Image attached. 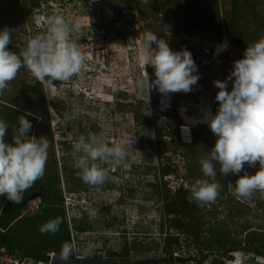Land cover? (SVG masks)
Segmentation results:
<instances>
[{"label": "rangeland", "instance_id": "1", "mask_svg": "<svg viewBox=\"0 0 264 264\" xmlns=\"http://www.w3.org/2000/svg\"><path fill=\"white\" fill-rule=\"evenodd\" d=\"M139 1L150 13L151 0ZM251 1L253 8L250 2L242 4L239 23L247 31L249 37L246 35V38L258 41L264 37V0ZM32 2H38V8ZM128 2L130 0H0V29H9L11 51H21L30 38L45 35L48 18L59 14L70 22L79 23V31L72 32L70 38L77 42L85 56L81 72L68 81L48 78L40 81L22 67L0 94V112L8 113L4 121L11 129L18 116L15 112L20 109L25 112L12 106L14 101L27 103L34 114L39 115L40 110L46 114L48 125L46 122L38 124L36 119L33 134L44 136L50 142L47 172L54 168L53 160L61 168L66 163L74 169L72 145L81 134L102 135L109 143L124 147L126 159L122 165H102L109 173L104 184H84L72 192H67L65 186L62 188L69 225L72 218L91 223V229L80 233L72 229L76 252L85 259L99 255L102 259H116L125 264L147 257L157 261L146 264H219L218 261L213 263L215 258L221 264H264V250L243 242L229 245L222 252L204 251L206 257L202 258L194 241H190L192 237L182 233L179 246H173L171 255L162 250L163 237L178 232L170 229L166 233L168 223L160 231L162 221L169 220L171 215L163 214L165 199L156 201L152 185H159L161 196L166 190L173 192L182 186L206 218L212 213L224 220L228 203L239 200L250 209L246 220L261 229H264V192L255 191L247 198L238 196L234 187L238 177L224 176L216 164L215 182L220 185L217 198L212 202L192 198L191 185L205 178L199 161L209 155L216 140L210 127L200 119L209 108L216 112L218 89L213 81L224 80L235 60L214 67H198L200 79L193 90L170 94V107L162 108L161 94L155 89L149 92L147 85L140 87L138 83L143 79L145 67L149 79L154 78L153 69L145 64L143 38L148 32L162 33L180 27L169 12L175 11L177 3L180 6L184 0H159L157 17L137 14L132 5L126 4ZM208 30L212 34L219 33L217 27ZM192 56L198 66L193 53ZM227 90H231V82ZM65 116L72 117L67 125L61 122ZM183 126H189L191 142L181 137ZM169 128L178 133L170 137ZM161 143L170 149L159 158L157 152ZM162 164L171 171L165 177L159 173ZM258 168V162L255 167L245 165L249 174ZM30 196L20 211L21 218L14 220L4 232L24 231L21 221L39 213V197ZM108 222L111 224L106 226ZM227 228L237 240L244 238L235 223L230 222ZM26 230L28 234L24 233V238L28 236V243H36L38 238L33 225ZM17 242L29 249L27 242L21 239ZM125 243L126 257L111 256L109 251H121ZM138 243L143 245L142 249L133 246Z\"/></svg>", "mask_w": 264, "mask_h": 264}, {"label": "clouds", "instance_id": "2", "mask_svg": "<svg viewBox=\"0 0 264 264\" xmlns=\"http://www.w3.org/2000/svg\"><path fill=\"white\" fill-rule=\"evenodd\" d=\"M79 23L53 14L47 20L45 35L30 38L19 53L11 51V35L8 28L0 29V94L14 80L19 70L26 68L38 80L68 81L81 72L85 56L70 34L79 31ZM225 40L217 45L214 55L228 49ZM144 60L153 69L154 78L149 79L146 67L139 86H148L161 94L162 108L170 107V94L188 93L197 85L200 76L192 53L186 48L173 50L166 38L148 32L143 38ZM231 82V90H227ZM218 89L215 113L209 108L200 122L206 123L216 137L209 155L199 164L203 173L195 180L190 191L192 198L212 202L218 196L220 185L215 182L216 164L224 176L236 175V194L251 197L255 191L264 192V37L248 45L243 56L233 62L224 80H214ZM72 119L65 116L61 121L67 125ZM9 125L0 119V197L19 204L22 193L41 179L45 172L49 142L44 136L29 135L32 123L26 116L18 118V127L10 141L5 140ZM181 137L191 142L189 126L181 128ZM77 175L88 185H101L108 179V171L102 166H120L126 159V151L119 143H109L104 136L95 133L81 134L72 145ZM259 168L249 174L245 165ZM243 173V175H240ZM2 211V208H0ZM62 217L49 219L39 227L41 234L60 230ZM74 245H62L59 257L68 260ZM88 260V259H85Z\"/></svg>", "mask_w": 264, "mask_h": 264}, {"label": "trees", "instance_id": "3", "mask_svg": "<svg viewBox=\"0 0 264 264\" xmlns=\"http://www.w3.org/2000/svg\"><path fill=\"white\" fill-rule=\"evenodd\" d=\"M243 3H248L251 8H253V2L251 0H184L180 6L178 3L177 6H175L179 8H177L179 11L175 9V11L169 12L170 17L173 16L175 18V24L183 27L181 28L180 26L173 30H184L191 33L193 31H203L201 29H204L206 30L204 32H207L209 31L208 29L217 27L219 32H221V28H223L226 34L239 44L248 46L256 41L251 38H246V35L248 36L247 31L243 29L239 23L240 14L242 12L241 6ZM126 4L132 5L135 12L143 17L150 15L157 17L160 11L159 0H151L150 13L144 10L139 0H130V2ZM32 5L38 8V2H32ZM173 17L172 19H174ZM9 48H12V46H9ZM180 49L181 48H178V50ZM14 52L19 53L20 51L15 50ZM48 80L50 79L48 78ZM11 104L19 109L22 108L25 112H22L21 109L15 112L18 116H16L14 122H12V128H8V132L5 136L6 141L11 140L14 134L13 130L18 127V118L21 115L26 116L32 123V129L29 135L33 134L34 126H36V119H38V124L41 122V125H43V122H46L48 125L46 114L41 110L38 111L39 115H37L34 114V110H32L27 103L14 101V103L11 102ZM7 116V111L0 112V119L6 120ZM179 124L180 123H178V125ZM177 133L176 129L171 130V128H169L168 135L170 137H173ZM169 149L167 144H159L157 152L158 157L162 158V155L169 151ZM53 163L54 168L52 171H45L41 179H38L30 189L22 193V200L19 204H13L8 201L6 197H0V208H2V211H0V246L4 245L8 251L16 250L23 255L35 259L45 257V253L49 251H53L59 256L64 243L69 242L72 244L70 229H73L76 233L91 229V223H87V221H78L75 218H72V223L69 225L65 212L62 188L65 186L67 192H72L79 189L77 187L84 186L85 183L77 175L79 170L76 168H69L66 163L62 164L61 168L57 166L55 160H53ZM159 173L161 177H165V175H168L171 171L167 166L162 164ZM152 187L155 189L156 201L165 199L163 214H165V216L171 215L169 220L162 221L159 228L160 231H163L164 226L168 223L165 229L166 233H168L170 229H175L178 232L177 235L167 234L163 237L162 250L167 253L168 256L174 251L173 246H179L180 233L192 237L190 241H194L202 258L206 257L204 251L214 249L215 251L222 252L226 250L229 245L239 244L241 242L247 245H256L259 249L264 250V229L251 226L249 220H246L250 209L239 202V200L234 201L235 203H228L224 220L216 218L217 216L212 213L206 218L198 204L191 199L190 194H188L186 192L187 190L182 186L174 189L173 192L166 190V193H163L162 196L160 195L158 184L152 185ZM35 191L41 193L38 203L39 213L34 217L26 218L21 221L25 232L17 231L16 229H13L11 233L4 232V229L14 222V220L17 222V220L21 218V209L27 203L29 196ZM57 216L62 217L63 220L60 225V230L56 233L41 234L39 231L40 225ZM230 222L235 223L236 227L238 226L240 228L239 233H244L243 239L237 240V238L232 237L233 234L227 228ZM30 224L31 226L33 225L35 236L38 238L37 242L34 244L28 243V236H26V239L23 236V234L28 231L26 228ZM110 224L111 223L108 222L106 226ZM17 239H21V241L25 243L27 242L29 249L22 247V245L17 242ZM136 245H138L139 249L143 248V245L140 243L134 244L133 246ZM109 253L113 257L116 255L119 257H126L128 255L127 244L125 243L122 246L121 251H109ZM75 255L76 252L73 251L69 258L74 259ZM231 255L233 254L231 253ZM100 259H102V257L99 255H94L91 258V260ZM228 260L232 261L231 258H228ZM217 261L219 264L222 263L220 260L213 259V263H217ZM199 262L202 263L203 260Z\"/></svg>", "mask_w": 264, "mask_h": 264}, {"label": "built area", "instance_id": "4", "mask_svg": "<svg viewBox=\"0 0 264 264\" xmlns=\"http://www.w3.org/2000/svg\"><path fill=\"white\" fill-rule=\"evenodd\" d=\"M159 37L166 38L170 48L173 50L180 47L189 49L197 59L198 67L222 65L225 61H232L242 58L244 50L247 46L239 44L236 40L226 34L224 29L217 34L204 31H193L191 33L184 30H169L162 33H156ZM228 42V49L219 54L214 55L217 45L223 41ZM251 45V44H250ZM71 231L72 245L75 249L74 234ZM55 253L49 251L45 253V257L35 259L27 255H23L16 250L8 251L4 245L0 246V264H53ZM75 260H85L82 254L75 255Z\"/></svg>", "mask_w": 264, "mask_h": 264}, {"label": "water", "instance_id": "5", "mask_svg": "<svg viewBox=\"0 0 264 264\" xmlns=\"http://www.w3.org/2000/svg\"><path fill=\"white\" fill-rule=\"evenodd\" d=\"M40 195H41L40 192L35 191L30 197H37V196L39 197ZM155 261L157 260L154 258L147 257V258L136 260L134 262L127 263V264H146V263H152ZM53 264H125V263H121L116 259L75 260V259L69 258L68 260H63L58 255L55 254L53 258Z\"/></svg>", "mask_w": 264, "mask_h": 264}, {"label": "flooded vegetation", "instance_id": "6", "mask_svg": "<svg viewBox=\"0 0 264 264\" xmlns=\"http://www.w3.org/2000/svg\"><path fill=\"white\" fill-rule=\"evenodd\" d=\"M80 39H83V38H80Z\"/></svg>", "mask_w": 264, "mask_h": 264}]
</instances>
